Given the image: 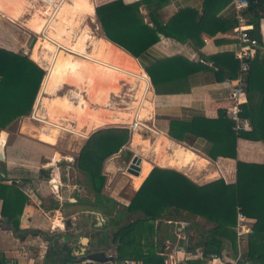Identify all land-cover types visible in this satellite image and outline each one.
Listing matches in <instances>:
<instances>
[{"label": "crops", "instance_id": "0c3cea01", "mask_svg": "<svg viewBox=\"0 0 264 264\" xmlns=\"http://www.w3.org/2000/svg\"><path fill=\"white\" fill-rule=\"evenodd\" d=\"M137 1L139 0H123L124 3L128 4ZM186 9L194 11L198 15L196 19L198 22L203 14V0H170L169 4L160 11V15L162 20L167 21L178 11ZM232 15V8L228 5L216 17H219L222 21H227ZM97 28L99 31L98 38L116 46L132 58L147 78L148 94L145 97L149 100L150 110H148L147 120L143 121L141 119V121L150 131L146 132L145 130L147 129L140 128L146 132L143 135H147V137L141 136L142 134L140 136L143 139H152V143L155 138L153 133L162 134L171 144L189 150L196 157L204 160L200 164L197 163L192 167L188 166V168L180 170L176 166L170 167L167 164L164 167L155 165L153 163L154 156L148 160L145 158L146 154L142 153L141 155L153 164L151 170L154 167H158L160 169L175 171L188 178L197 186H204L217 180H223L226 184L235 183V160L222 157H219L216 161L209 159L203 152L207 147V142L203 138L186 135L184 141L180 142L168 136L169 123L172 121L187 122L195 118L215 120L229 106L228 94L234 85V79H230L231 74L227 70L223 72L218 71L217 66L214 65L209 57L219 54L233 55V52L237 48L233 30L228 32L217 31L214 36L208 34L194 35L184 44H178L171 39L160 36V41L157 44L142 53L139 59H136L107 40L102 34L99 25H97ZM259 34L261 43L258 44L256 50H259L261 58L264 59V18L259 21ZM8 45L11 47L9 46L10 48H8L4 45L0 47V86H7L5 88L7 91L6 96H0V116L5 119V124L0 123V150L2 151V158L0 159V183L6 185L14 184L27 198V203L18 217L19 228L26 230V233H20L23 235V238L20 239L12 232L11 228L0 215V264H70L72 262L70 261L71 258H75V253L79 252L80 249L93 248L97 245L94 238H92L94 233L104 238L106 231L111 233L118 228V217L111 223L112 221L108 217L98 212L95 208H89L79 203L76 204V194H78V197H85V195H83L82 187L78 186L75 180L69 182V176L72 177V174L74 176L77 174L72 169L73 160L78 156L79 151L89 136L98 129L93 130L86 137L75 135L73 129L77 126V122L74 119H69L62 123L59 122L62 127L65 126L67 128L63 134H66V138L68 139H59L61 137L60 134L54 144H49L38 139L36 137L37 132L45 127V123H47L46 105H44L42 100L44 98L50 100L54 97H59L66 98L73 104L74 97L61 86L55 89L53 93L52 91H50V94L48 92L43 93L41 82L32 102V105L34 103L32 110L34 116L32 117V121L26 120L28 119L27 114L21 113L22 110H25V107H21L20 103H18V96L26 98L25 94L21 91L22 87H19V82L28 63H31V58L27 57L25 53L23 54L21 51L23 46L19 48L20 52L19 49L13 52L12 48L14 47H12L13 43L10 40L8 41ZM175 55L184 57L189 63L196 65V67H202V69L189 76L187 86L183 85V90L187 87L189 88L188 92L182 90V93L179 94L155 95L150 79L143 67H148L166 57ZM200 59L211 63L212 66L200 63ZM39 62L41 63V61ZM221 62L225 65L229 64L228 61ZM36 64L41 66L39 63ZM235 73L237 74V72ZM260 75V78L264 79V73ZM262 84L264 85V82ZM15 95H17V101L10 104L8 97L10 96L12 99ZM5 102L9 105L7 109L4 107ZM8 112L12 113L9 114ZM14 113H16V116ZM11 114H14L12 120ZM9 117L10 122H7L6 120ZM247 121L249 129L246 131H250V121L248 119ZM70 129L71 131H69ZM2 132L5 134H1ZM131 133L130 131V139ZM128 144H130V140ZM138 151V146H136L134 157L140 159L139 175L143 158ZM171 151L170 147L165 148L166 153L170 154ZM236 151L237 159L240 161L256 164L264 163V144L262 142L238 139ZM62 161L64 163L60 164ZM107 169V163L104 162L103 175L106 178V182L102 194L112 198L116 202H121L122 207L127 206L130 200L119 196L118 187L113 188L114 177L108 174ZM120 174L124 176L122 172ZM116 175L118 177V174ZM67 177L68 180L66 179ZM146 177L141 183H138V186L136 185L137 187L132 183L130 177H127L132 195L139 189ZM24 187L32 190L30 196L25 195L23 192ZM1 208L2 200L0 199V212ZM181 216L188 220L174 217L161 219L153 223L159 227L158 240L163 241L159 255H163L164 258L167 255H173L178 259H185L187 264H198L199 262L200 264H207L208 262L205 260L207 255H203V244L206 238V230L210 228V225L206 223L204 218L198 216L192 217L187 214H182ZM77 219H79L78 223H76ZM249 220L254 225L255 220ZM67 222H69V226L65 225ZM182 222L188 225L185 227L181 226ZM189 225H191V228L188 230V237L186 235V228ZM200 233L204 239L198 238L197 242L194 241L193 238L196 239ZM84 239H86V243H83ZM64 244L71 249L70 255H66L62 251L61 247ZM110 250L112 252H109ZM97 251H101L105 255L117 259L119 257L117 246L115 245L100 246ZM234 253L229 246L225 247L221 252V257L210 262V264H224V262L234 257ZM133 262L143 263L141 260Z\"/></svg>", "mask_w": 264, "mask_h": 264}, {"label": "trees", "instance_id": "16d2710c", "mask_svg": "<svg viewBox=\"0 0 264 264\" xmlns=\"http://www.w3.org/2000/svg\"><path fill=\"white\" fill-rule=\"evenodd\" d=\"M247 1L246 15L251 26L248 33L260 44L259 21L264 18V0ZM169 2L139 0L128 4L123 0H112L93 5L95 18L104 37L136 59L157 44L160 36L184 44L194 35L214 36L217 31L228 32L236 26L233 15L227 21L216 17L229 5L230 0H203V14L198 22V15L187 9L178 11L167 21L162 20L160 11ZM209 59L218 71L227 70L231 74L230 79L236 77L238 62L233 55L219 54ZM221 61H228L229 64L225 65ZM143 69L150 79L154 94L160 96L182 93L183 85L189 83V76L202 67H196L184 57L175 55ZM261 73H264V59L259 50H255L247 76V102L242 106L241 113L242 118L250 121V131L236 134L224 112L215 120L195 118L187 122L169 123L168 136L174 140L182 142L186 135L200 137L207 142L203 152L212 161L219 157L235 160V183L226 184L223 180H217L197 186L175 171L154 167L134 192L129 204L114 216L116 202L102 194L106 182L103 164L129 142L130 132L127 128L106 127L89 136L72 163V169L77 173L76 184L82 187L85 195L78 197L76 194V204L95 208L108 217L111 223L118 217V224L114 223L118 228L109 233L110 239L94 233L92 238L97 245L85 249V254L97 252L100 246L115 245L120 261L141 260L144 264H160L164 259L163 255H159L163 241L158 240L159 227L153 223L174 217L188 220L181 216L187 214L204 218L210 225L205 239L201 233L193 239L196 242L198 238L204 239L203 255L215 254L219 258L225 247L229 246L232 252L236 250L233 226L239 209L247 218L255 220L252 233L242 242L241 264H264V163L240 161L236 151L238 139L264 144V79L260 78ZM40 74L39 68L29 62L19 82L26 97L18 96V103L25 107L22 114L30 111ZM188 90L187 87L183 91ZM16 101L17 95L12 102ZM0 199L1 217L12 232L22 239L20 233H26V230L19 228L18 217L27 198L14 184L0 183ZM190 228L191 225L186 228L188 237ZM76 261L70 264L81 262L80 259Z\"/></svg>", "mask_w": 264, "mask_h": 264}, {"label": "bare ground", "instance_id": "6f19581e", "mask_svg": "<svg viewBox=\"0 0 264 264\" xmlns=\"http://www.w3.org/2000/svg\"><path fill=\"white\" fill-rule=\"evenodd\" d=\"M27 1L0 0V15L11 23L17 22L24 13L23 11ZM32 2L36 11L31 14L23 26L30 32L36 34H40L41 30H45V33L43 39L38 40L34 44L30 58L37 61L42 49L46 51L49 48V52L52 53V56H48V69L42 84V92H48L50 94V91H52L53 93L55 89L63 84L64 80L69 79V85L73 86L75 84L74 82L81 81L83 83L82 79H85L88 81L87 95L91 98L92 102L98 103L97 108H91L88 102L83 101V99H80L78 104L73 105L66 98L54 97L50 100L44 98L42 102L46 105L45 113L47 123H45V127L37 132L36 137L43 142L54 144L57 137H59L60 131L67 130L59 127L62 126L59 124V120L74 119L77 122V126L73 129V132L78 136L86 137L93 130L104 128L108 124L122 122L130 124L135 115L139 119L143 118L142 115L138 116V112L142 104H149L148 98L145 97L148 94V82L134 60L116 46L101 38L94 40L92 43V53L90 52L91 55L87 54L84 51L87 40L89 39L87 25L82 24L80 33L75 36L73 29L81 24L82 17L85 15L93 17V3L89 0H69L59 5L56 0H32ZM54 8H57V10L53 12ZM46 13L49 15L48 18L41 17ZM111 62H116L118 68L111 67ZM95 75L96 77L104 75L105 81L100 82V86H96L98 91L94 95L91 93V84L95 85L92 81ZM72 77L74 78L73 80ZM116 78L118 82L127 80L128 82L138 84L134 99L135 102H133L129 111L121 110L114 113L105 109L108 98L113 93L108 92L109 88H112L109 84H113ZM148 110H150L149 105L145 109V117L148 114ZM140 130V128L133 130L129 145L134 149L136 146L141 145L142 149L138 151L140 154L150 149L154 153L153 163L155 165L164 167L167 164L170 167L176 166L181 170L182 168L192 167L204 161L196 157L189 150L171 144L162 134L153 133L155 138L151 143L148 139H143L140 136ZM167 147L172 149L170 154L165 152V148ZM142 158L140 174L135 177L134 175L130 176V179L137 183L142 182L153 165L143 156ZM111 169L112 167H110Z\"/></svg>", "mask_w": 264, "mask_h": 264}, {"label": "rangeland", "instance_id": "374dc122", "mask_svg": "<svg viewBox=\"0 0 264 264\" xmlns=\"http://www.w3.org/2000/svg\"><path fill=\"white\" fill-rule=\"evenodd\" d=\"M68 1L69 0H66V2H68ZM89 1L91 3H93L94 5H96V4H99V3L103 2V1H109V0H89ZM35 11H36V8L34 7V4H33L32 0H28L27 3H26V7L24 8V11H23L24 13H23V15L20 16V18L18 19L17 22L11 23V22L7 21L6 19L0 17V47H2L4 45V46H7L8 48H10L11 46L8 45V41L10 40L13 43V45H14V46L12 45V47H14V48H12L13 52L18 51V49L23 46L21 51L23 52V54L25 53L26 56L30 58L34 44L36 42H38V40H40V39L42 40L43 37H44V33H45L44 32L45 30L44 31L41 30L40 34H36V33L30 32L25 26H23L25 21ZM50 14H51V12H50ZM41 17L48 18L49 15L46 13V14H43ZM50 17H51V15H50ZM82 24L83 25H87L88 32H89V39L87 40V43H86L87 46L85 45V50L84 51L87 54L91 55L92 48H93V44L92 43L94 42V40H96V38H98V35H99V31H98V28H97V25H99V23L97 22V20L95 18V8H94L93 17L86 16V15L83 16L82 20H81V24L73 29V31L75 33V36L80 33L81 28H82ZM31 42H32V44H31ZM49 51H50L49 48H47L46 51L43 50V49L41 50V54H39V59L36 61V63H39V65H41V66H38L33 59H30L31 63L32 64L34 63L35 66H37L39 68V70L41 71V74H40V76L38 78L39 79L38 80V84H37V88L38 89H39L40 83L42 82V84H43L45 76L47 74L48 61H49L48 56H50V55L52 56V53L49 52ZM13 52H12V54H13ZM19 52H20V49H19ZM39 61H41V63ZM111 65H112L111 67L118 68V65H117L116 62H111ZM73 79L74 78L72 77V80ZM68 80H64V82L61 85V87H64L67 91H69V93L71 95H73V97H74L73 98L74 101H72L73 104H78L80 99H83V101L88 102V105L91 108H97L98 103L92 102L91 98L87 95V85H88V81L87 80L82 79L83 83H81V81H76V82H74L75 84L73 86L69 85L70 81L68 82ZM92 81H93V83H95V85L91 84V86H92V92L91 93H93L95 95V93H97V91H98V88L96 86H100V82L105 81L104 75L103 76L100 75L98 77H96V75H95L94 78L92 79ZM109 85H111L112 88H109L108 92H113V93H111L112 95L110 94V96L108 98V101L106 103L107 106H106L105 109L106 110H110L111 112H114V113H116L118 111H121V110L122 111H124V110L129 111V108L132 107L133 102H135L134 99H135L136 90L138 88V84L134 83V82L133 83L132 82H128L127 80H121V81L118 82V79L116 78V80H114L113 84H109ZM93 86H94V88H93ZM6 87L7 86H4V85L0 86V96H3V95L6 96V93H7V91L5 90ZM95 87H96L97 90L95 89ZM9 97H8V102H10V104H13L12 101L15 99V97L13 96L12 99L10 97V100H9ZM6 103L7 102H5V105H4L5 109H7V106H9ZM148 105L150 106V104H142V106L140 107V110L138 112V116L142 115V117H143V118H140V120L141 119H143V121L147 120L148 116L146 115V117H145L144 114H145V109H147ZM33 106H34V103H33L32 107H31V111H29L27 113V115H26L27 118H28L26 120H31L32 121V117L34 116V113L32 112ZM8 113L10 114L12 112H8ZM14 114L16 116V113H14ZM14 114L10 115L11 120H12V118H13L12 116ZM10 117H9V119L6 120L7 122H10ZM134 118H138L137 115H135L132 118L130 124L132 123ZM0 120H1L0 121L1 124H5V121H4L5 119H3L2 116H0ZM66 120H68V119H65L64 121H66ZM64 121L60 120L59 122L62 123ZM130 124L129 123L127 124L126 122H122V123H118V124H108V125H106V127L107 128H109V127H121V128H127L128 129ZM59 127L67 129V128H65V126L64 127L59 126ZM98 130H100V129H98ZM69 131H71V129ZM145 131L147 132V131H150V130H145ZM65 132H66V130H64L62 132V134L60 132V136L61 137L59 139H68V138H66V134H63ZM129 132H130V130H129ZM131 132L133 133V131H131ZM146 132H144V130H142V129L139 131L140 135L142 134L141 136L147 137V135H143V133H146ZM75 135H77V134H75ZM75 137H77V136H75ZM148 140H149V142L152 141V139H148ZM135 149L131 148V146L127 143L116 154L112 155L110 158H108L105 161V163H107V166H108V169H107L108 170V174H110L111 176L113 175V177H114V186H113V188L118 187L119 196L121 198L127 199V200L128 199L131 200V198L133 197L132 192L130 190V183L127 180L128 179L127 177H130V176H133V175L128 174L126 172V169H127L128 165L131 163L133 157L135 156V152H134ZM138 149L139 150L142 149L141 145L138 146ZM144 153L146 154L145 158H147L148 160H150V157L154 156V153L150 149L147 150ZM63 163H64L63 161L60 162V164H63ZM110 167H112L111 170H110ZM103 168H104V164H103ZM121 172L123 173L124 176H122L120 174ZM116 174H118V177H117ZM76 176H77V174L75 176L72 174V177L69 176V182L70 181L73 182L74 180L76 181L77 180ZM66 179L68 180V177ZM131 181L135 185V187L138 186L137 182L133 181L132 179H131ZM129 190H130V192H128ZM120 203L121 202H116L115 203V209L113 211L114 214L112 213L114 216L117 215V212L120 211L121 208H122V205ZM105 219H107V218H105ZM78 221H79V219L76 220V223H78ZM104 223H105V220H104ZM107 236H108L109 239L111 238V235L109 234V231H106V237ZM109 252H112V250H110Z\"/></svg>", "mask_w": 264, "mask_h": 264}, {"label": "built area", "instance_id": "2783aa9c", "mask_svg": "<svg viewBox=\"0 0 264 264\" xmlns=\"http://www.w3.org/2000/svg\"><path fill=\"white\" fill-rule=\"evenodd\" d=\"M58 5L66 2V0H56ZM230 7L233 11V17L236 21V26L233 29L236 39L237 48L233 52L234 59L238 62V71L234 78V85L228 94L229 106L224 109L225 117L232 122V130L238 134L242 131L249 129V123L246 119L241 117L242 106L247 102V76L250 70V61L255 55V50L258 46L257 40L250 37L248 31L251 29L249 25L248 17L246 15V9L248 8L247 0H230ZM57 8L53 9V12ZM200 63L212 66L211 63L206 62L203 59L199 60ZM147 129L144 123L136 118L132 121L129 126V130L133 131L137 128ZM25 195L30 196L32 190L28 187L23 188ZM185 222L181 223V226H187ZM253 222L250 221L239 209L236 212V220L233 226V232L235 234L236 250L235 255L232 259L224 262V264H241L242 263V242L243 240L252 233ZM113 261L106 262L103 264H144L142 262L135 263L133 261H120L113 257ZM218 259L217 255L209 254L205 257V260L210 262ZM185 259H178L173 255H167L163 262L160 264H187ZM79 264H102L97 262L88 261L86 259L81 260ZM151 264V263H147Z\"/></svg>", "mask_w": 264, "mask_h": 264}, {"label": "water", "instance_id": "95a60500", "mask_svg": "<svg viewBox=\"0 0 264 264\" xmlns=\"http://www.w3.org/2000/svg\"><path fill=\"white\" fill-rule=\"evenodd\" d=\"M32 44V42H31ZM2 158V151L0 150V159ZM139 164H140V159H138L137 157H133L131 163L128 165L127 169H126V172L128 174H131V175H134V176H137L138 175V172H139ZM66 226H69V222H67L65 224ZM86 239L83 240V243H86ZM62 251L65 252L66 255H70L71 254V249L67 246V245H63L61 247ZM76 256L75 258H71L70 261H73L74 262L77 260V259H80V260H88V261H92V262H97V263H106V262H110V261H113V257L112 256H107L105 255V253L101 252V251H97V252H93V253H89V254H85V249H80L79 252H76L75 255Z\"/></svg>", "mask_w": 264, "mask_h": 264}]
</instances>
